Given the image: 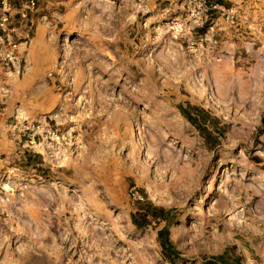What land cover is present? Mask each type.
Instances as JSON below:
<instances>
[{
	"label": "rangeland",
	"instance_id": "rangeland-1",
	"mask_svg": "<svg viewBox=\"0 0 264 264\" xmlns=\"http://www.w3.org/2000/svg\"><path fill=\"white\" fill-rule=\"evenodd\" d=\"M215 1L0 0V264H264V22Z\"/></svg>",
	"mask_w": 264,
	"mask_h": 264
},
{
	"label": "trees",
	"instance_id": "trees-1",
	"mask_svg": "<svg viewBox=\"0 0 264 264\" xmlns=\"http://www.w3.org/2000/svg\"><path fill=\"white\" fill-rule=\"evenodd\" d=\"M215 4L219 3L218 0L213 2ZM207 25V23H204V27ZM181 113L184 115V117L190 121L196 128L201 132L202 136L204 137L206 143L211 144L212 142L216 144L218 142V137L222 136L225 131V125H222L219 129L218 135H213L212 131L209 130L205 125L206 121L217 122L218 119L214 116H211L210 113L203 109L202 107H198L196 105L189 104L186 107L180 108ZM146 210H142L139 213L140 219H137L136 217L132 218V221L134 224H137L139 226L145 225L149 219L148 216H151L153 219L156 220H166V210L165 208L161 206H156L151 203H147ZM158 236L161 238V244L163 246L164 252L166 254L172 253L173 255H177V251L173 248L171 243L168 240L167 234V225L165 224L162 228H160L157 232ZM167 256V255H166ZM170 262L172 260H169ZM204 264H247L245 261H243L242 257L235 253L232 246H228L224 248L221 252L214 254L210 257H207L204 261Z\"/></svg>",
	"mask_w": 264,
	"mask_h": 264
},
{
	"label": "crops",
	"instance_id": "crops-1",
	"mask_svg": "<svg viewBox=\"0 0 264 264\" xmlns=\"http://www.w3.org/2000/svg\"><path fill=\"white\" fill-rule=\"evenodd\" d=\"M218 5H234L235 7L239 8L242 13L246 16L247 20H249V23H260L264 22V0H218ZM250 33L253 34L252 37H249L250 39H256V42L261 40L260 34L257 32L250 30ZM247 44H253L252 42H247ZM241 51H245L241 54V56H238V59L243 63L248 61L249 58H252L253 53H257L259 51L254 50L252 46H245L244 49H241ZM244 66V64H242Z\"/></svg>",
	"mask_w": 264,
	"mask_h": 264
},
{
	"label": "built area",
	"instance_id": "built-area-1",
	"mask_svg": "<svg viewBox=\"0 0 264 264\" xmlns=\"http://www.w3.org/2000/svg\"><path fill=\"white\" fill-rule=\"evenodd\" d=\"M215 4V3H214ZM215 5H213L214 8ZM5 19V17H3ZM2 24V22H0ZM3 42L2 37L0 36V43ZM15 45L12 44V49ZM14 58V55L11 54V52L4 53L2 56V59L5 61V63L12 62ZM5 97V92L0 93V102L2 101V98ZM15 128V125H14ZM18 131H21L22 133L24 132H29L30 134V141L34 142V139L37 138L38 140L40 139H60L63 138L64 136L60 133H58L56 130H53L51 127V124L45 119H32L31 121H27L26 125H19L16 127Z\"/></svg>",
	"mask_w": 264,
	"mask_h": 264
}]
</instances>
